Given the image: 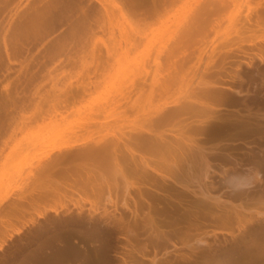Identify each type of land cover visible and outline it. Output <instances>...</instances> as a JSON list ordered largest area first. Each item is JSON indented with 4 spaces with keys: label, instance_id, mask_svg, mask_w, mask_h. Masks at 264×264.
I'll use <instances>...</instances> for the list:
<instances>
[{
    "label": "rangeland",
    "instance_id": "rangeland-1",
    "mask_svg": "<svg viewBox=\"0 0 264 264\" xmlns=\"http://www.w3.org/2000/svg\"><path fill=\"white\" fill-rule=\"evenodd\" d=\"M152 1L0 0V264H52L54 261L55 264L67 261L68 264H84L66 254L63 240L70 244L76 241L73 244L75 247L82 243L91 250L97 247L103 249L97 255L91 251L89 260L93 264H103L105 260L104 264H153L154 261L155 264H235V260L243 261L244 258L248 261L244 260V264H264V216L255 218V222L246 224L243 230L238 229L235 221L231 228L221 229L213 221L218 212L211 209V214V210L205 211V206L200 204V215L205 211L203 220L200 219L203 224L198 226L199 230L191 227L193 231L188 226L190 232L186 233H191L189 237L183 233L184 227L187 222L194 223L196 219L192 216L187 220L188 213L185 215L183 212L189 208L185 205L191 200L192 205L189 203L191 206H186L192 207L196 199L193 197L192 200L187 194V198L185 194L178 195L181 205L173 198L175 208L170 206L171 200L163 201L165 199L159 197L160 201L148 205L149 209L146 202L150 200L146 197L148 193H154L142 189L145 200L141 199L144 208L141 207L142 214L140 208L142 216L138 214L139 217L145 219L148 213L153 216L152 207V210H165L161 219L155 217L156 222L173 223L179 217L176 221L178 225L162 227L164 233L159 235L160 238L155 237L153 226L147 229V220L145 225L143 218L142 221L141 218L133 220L135 218H131L130 213L122 212L118 206L120 202L111 201L110 204L106 201L105 194L99 198L103 201L98 203V199L90 195L83 197L69 189L72 195L67 192L63 197L55 195L45 201H31L35 203L32 206L27 203L30 202V195L45 190L50 177L52 180L58 178L53 175L48 179L46 174L41 173L49 163L51 165V161L59 160L58 156L71 153V149L79 151L83 147L90 148L95 142L104 144L112 138L136 132L145 126L147 120L158 117L164 105L173 108L188 100L192 89L223 92L219 99L227 96L224 98L226 103L223 98L220 100L222 103L219 99L213 103L218 110L215 111L218 115L214 112V116L223 114L226 119L224 116L220 118L230 122L234 117L242 116L243 119L253 113L256 120L251 122V115L250 122L258 127L260 124V134L264 135V131L261 132L264 129V0H155L154 4ZM108 14H111L110 17ZM188 32V37L184 39ZM83 88L86 89L84 92ZM234 90L236 94L241 92L236 97L242 96L237 98V105L230 99L232 95L235 98ZM77 93L79 96L86 93V96L77 97V101L67 99ZM242 98L246 101L242 102ZM65 99L67 103H64ZM228 114L233 118L229 116V120ZM259 119L263 123L257 121ZM188 120L182 121L183 125ZM246 120H249L248 117ZM208 123L211 124L209 119ZM213 124L210 126L214 127ZM166 128L153 131L155 134L164 131V134H169L170 130H167L171 127ZM236 136H231L234 141L231 138L219 141L220 147L229 146L228 149H232L230 152L235 151L234 156L241 158L252 149L254 152L264 151V143L263 146L257 144L255 135ZM68 146L71 147L67 150ZM233 146L237 147L234 149ZM236 148L240 149V156ZM54 167L57 169L56 165ZM146 179L142 180L144 185L146 181L145 186L153 185V181L147 182ZM259 186L261 189L257 190L264 193V186ZM33 188L37 190L33 192ZM263 193V196L260 191L254 195H261L264 199ZM182 198L184 201H181ZM176 207L184 210H180L184 217H180V211L176 213ZM256 211L264 214L262 208ZM250 216L256 214L253 212ZM120 217L123 219L120 220ZM181 218L184 221L179 222ZM136 223L137 229L134 228ZM141 223L143 229L140 228ZM129 225L132 231H137L131 233L127 229ZM85 227L89 230L86 231ZM171 229L173 232L176 230V235L177 232L184 234H181L182 239L186 235L185 241L181 240L179 233L180 238L174 237ZM126 234H132L136 239L131 235L132 241L129 238L125 240L128 237ZM66 237L70 242L65 240ZM161 238H164L163 241H160ZM83 242H86L85 245ZM233 244L238 245L235 247ZM256 244L257 247L262 245V249L258 248L262 253L257 249L258 254L253 252L252 256L250 251L256 250ZM61 254L64 257L62 255L61 258ZM248 259L252 261L249 263Z\"/></svg>",
    "mask_w": 264,
    "mask_h": 264
},
{
    "label": "bare ground",
    "instance_id": "bare-ground-1",
    "mask_svg": "<svg viewBox=\"0 0 264 264\" xmlns=\"http://www.w3.org/2000/svg\"><path fill=\"white\" fill-rule=\"evenodd\" d=\"M154 1H152V3ZM109 15H111V14H108V17H110ZM190 28H193V27L191 26ZM189 32H191V31H189ZM189 32L185 35L184 39L186 38V36L188 37ZM179 44H181V43L179 42ZM182 46H184V45L182 44ZM135 74H136V72L134 73V75ZM239 85H241V84H239ZM238 87L241 88L240 86H238ZM84 89L85 88L82 89L83 92L86 90V89L85 90ZM232 92H234L236 99L234 98V95L230 96V97L234 98V99L230 98L231 100H234V103L232 101H231V103L237 105L239 103V100H237V98H239L241 95L240 96L238 95L237 97H236V95L239 93L241 94V92L239 91V93L237 92V94H236L235 90ZM222 93L217 91V90L192 89L189 92L188 100H186L184 103H181L175 107L173 106V108H170V105H164L163 108L160 109L158 117L151 118L150 120H147L145 126L139 128L136 132L133 131L134 133L131 132L127 136H123V137L121 136L120 138H115V139L112 138V140H109L107 142L105 141L106 143L103 142L104 144H99V143L95 142V144H93V146H90V148L89 147H87V148L83 147V149H81V150L79 149V151H77V150L74 151V149L73 150L71 149V151H69L71 153L68 154L66 152L63 155L61 154V156H63V157L58 156L57 158H60V159L57 161L54 160L55 159L54 158L53 159L54 161H51L52 162L51 165L48 162L49 164L47 163L48 164L46 166L47 168H43L44 170L42 169L43 171L41 173L46 174V176H47L46 178H48L49 176H52V178H53V175H54L55 177H58V178L61 177L62 180L60 179L61 181L57 182L55 180H57L58 178H56V179L54 178L55 180H52L51 177H50V179L48 178L49 179L48 181L50 183L48 184V182H47V186L45 187L46 191L42 190L43 191L42 192V191L38 190V192L35 193L33 196L30 195L29 196L30 202H27V203L28 204L30 203L29 205L32 206V203H34V202H31V201H37V200L39 202L45 201V200H48L49 198L52 199V197L53 196L55 197V195L56 196L65 195V194H67V192L68 193L71 192V195L73 193L79 192L80 194H78V195L81 196V194H82L83 197H84V195H86V197L87 196L89 197V195H90V197H93L94 199H98V203H99V200H100L99 198L103 197L105 194V197L107 196L106 201H108V202L110 201V204H111V201L116 202V204H118V202H120V205H118V206H120L122 208L123 213L127 211L128 213H130V216H132L131 218H135L133 220H137V219L140 220L141 217H139L138 214H139L140 208L141 207L144 208V204H143V202H141V199L142 200L144 199L143 194L145 193L144 191H143L144 193L142 192V189H146V190H149L151 193H154V194H150V195L148 193V195L146 197V198H148V200H150V201L146 202L147 208H149V209H150V207H148V205L155 203V201H160V200H158L159 197H161L162 200L165 199L163 201H166V199L171 200V202H170L171 205L168 201L167 202L172 207V205H173L172 200L177 199V203L179 202V204H180L182 202L178 201V197H180L178 195L182 196L183 194H185V197H186V194H187V197H192V200H193V197H194V199H196L195 200L196 204L194 203L195 205L190 207L192 205V203H190L192 201L190 200L186 205H188L189 203L191 205L190 204H189L190 206L185 205V207H189L185 211L183 210L184 209L183 208L184 203L182 204L183 205L182 207L180 206L183 209L178 208L179 204L178 205L176 204V206H178L175 209L176 213H179L178 211L183 210L184 212L183 211L182 212L185 213V215H186V213H188L190 215L188 217V214H187V216H186L187 220H189L188 218H190L192 216H194V219H196V220L195 221L193 220L194 223H191V221H189L190 224H187L188 222L187 223L185 222L186 227H184V229H185V231L183 232L184 234H188V236L191 234V233L190 234L186 233V232H190V230H188V226L190 228L193 227V229L198 228L197 230H199L200 227H198V226L200 224H203V222L200 221V219L203 220V218H204L203 212L209 211L211 209H215L218 212V214H216L217 213L216 211H215L216 213L214 212V214L217 215V216H214V219H215V217H217V218H216V220H213V219L212 220L216 223V226H218L219 228H221V229L229 228L231 226V224L233 225V222L235 221L237 223L236 225H238L237 226L238 229L242 228V230H243L244 229L243 227H245L246 224H247V226L249 224H253L255 222V220L257 219V217L264 216V214L256 211V209H258V210L261 208L264 209V199L262 197L263 191L261 193V190H257V188L259 189L261 187V186L258 187V185L262 184V186H264V184H263L264 174H262L264 172V171H262V170H264V166H263L264 165V154L262 152H264V151L260 152V150H259L260 148H259V149H257V150H259L258 152H254V149H252V151L250 153H247V155L245 152L246 156H243V158L235 157L234 156L235 154H233V152L235 153V151L230 152V151H232V149L231 150L228 149L229 146L228 147L224 146L226 143L225 144L223 143L224 145H221L224 147H220L219 141H222L223 139H227V141H228V139L230 140V138L232 141H234L235 138H232L231 137L232 135H233V137L235 135H237L236 137H238V138L240 135L243 136V138H244V136L249 137V136L255 135L254 138L257 139L256 143L258 142L257 144L262 145L264 143V138H263L264 135L262 136L260 134V130H259L261 128L260 124H259V127H260L259 128L258 125H255V124L253 125L251 123L252 120L253 121L256 120V118L254 119V116L252 115L253 113L246 116V118L248 117L249 120H246L245 116H244V118H245V120H244V118L242 119V116H240L241 118L240 117H234L233 118V116H230L228 114V115H226L227 118L230 116L234 119L233 120L231 118L232 120L230 122H228V121L224 120V119H226V117L222 113H220V114H222V116H220V115L219 116L222 118L224 116V119L218 117L217 116L218 114L215 112L217 110V108L214 107V104L221 96H223ZM80 94H82V93H80ZM83 94H82V96L81 95L79 96L78 93H77L78 96L76 94H73V95L71 94L69 97H67V99L77 101L76 98L77 97L83 98L84 97ZM226 94H228V93H226ZM230 94H232V93H229L228 95H230ZM225 97H227V96H225ZM225 97H222L223 99L221 98L223 100V102H224ZM67 99H65V101ZM199 99H202V101ZM221 99H219V101ZM227 99H229V97ZM227 99H225V100H227ZM241 100H243V98ZM241 100H240V102H241ZM244 100L242 102H244ZM67 101L66 102L63 101V102L67 103ZM219 103H222V102L220 101ZM224 103H226V102H224ZM233 104H231V106ZM224 105L226 106V104H224ZM236 105L235 106L233 105V107H236ZM240 105H243V104L240 103ZM231 106L229 105V107H231ZM251 110H250V112H251ZM214 112L217 114L216 115L217 117L214 116V114H215ZM231 114H232V112H231ZM251 115H252L253 119H251V122H250ZM212 116H214V117H212ZM184 118H187L189 120L191 118V120H193V121L189 122V120H188L187 121L188 123L186 122L187 124L183 125L182 121L187 120V119L184 120ZM201 118H202V120H201ZM208 119H209L210 123H211V120L214 121L213 122L214 124L211 123V124L215 125L214 127L210 126L211 124L210 125L206 124V123H208ZM228 119L230 120V118H228ZM205 121H206V123H205ZM257 121L262 122L260 119ZM181 122H182V124H181ZM257 124H258V122H257ZM192 125H194V126H192ZM209 126H210V129H209ZM262 126H264V125H262ZM163 127H165V128L171 127L172 130H171V128L167 130V131L170 130L169 134H167L168 132H166V134H164L165 131L162 132L163 135H162V133L159 134L158 131H157L158 132L157 134L154 133V131H153L154 129L157 128V130H158V128L161 129ZM257 130H259V131H257ZM262 131H264V129L261 130V132ZM232 132H234L235 134H232ZM243 138H242V140H243ZM252 140H253V138H252ZM244 141L242 143H244ZM97 142H98V140H97ZM216 142H217V144H216ZM254 142L255 141H253V142L251 141V143H254ZM210 143H214V145L211 144V146H208L207 144H210ZM255 144H252V145H255ZM226 145H230V144H226ZM238 146H241V145L239 144ZM70 147L71 146H68V147H66V149L68 150V149H70ZM234 147H237V146H233V148ZM131 148H133V150ZM230 148H231V146H230ZM248 148L251 149V147H248ZM238 150H240V149H237L236 151L238 152ZM72 151H74V152H72ZM135 152H136V154H135ZM247 152H249V151H247ZM238 153H237V155H238ZM239 156H240V153H239ZM86 161H88V163L89 162L90 163L86 164L85 163ZM74 162H75V164H73ZM63 163H65V165H67L69 167L64 166V165L62 166ZM68 163H69V165H68ZM59 164L62 166L61 168L58 167V166H60ZM70 164L73 166H71ZM55 165L57 166V169L54 167ZM144 175L146 178H148V180L146 179L147 182H149V180L153 181V185H150L152 188H150V186L149 187L145 186V185H147L146 181H145V185L143 184L144 181L142 182V180L145 179V177H143ZM132 180H134V181H132ZM50 186H52V187H50ZM69 189H72L76 192L73 191V193H72V191ZM34 190L36 191L37 189L33 188V192H35ZM263 190H264V187H263ZM65 191H66V193H65ZM160 191L167 193L168 195L162 194ZM259 191H260V194L262 196L258 195V194L254 195L256 192H259ZM213 193H215L216 195H214ZM255 196H258V198L255 199L256 198ZM184 198H182L181 201H184ZM189 199H191V198H188V200ZM113 202H112V204H114ZM173 202H175V201H173ZM233 202H235V203L238 202V203L234 204ZM94 203H95V200H94ZM185 203H186V201H185ZM165 204H166V202H165ZM200 204H201V206L202 205L205 206V211H203L201 213V215L199 213L200 210L198 211V208H199L198 205L200 206ZM170 206H168V207L170 208ZM173 207L175 208V204L173 205ZM152 208H151V213L153 212V216H151L148 213V217L146 216L147 218H145V219L143 217L142 218L144 219L143 223L145 220H147L146 223L149 225V227L147 229L150 230V227L153 226L152 228L155 229L153 231H156L155 233L157 235L155 237H158L160 234L164 233L161 230L163 226L167 227V226H171L172 224L178 225L177 219L179 217L177 219L175 218L177 222L173 220V223L170 222L167 224L166 223L162 224V223L156 222L157 218L158 219L162 218V214H165V213H163L165 210L162 211L160 208L159 209L155 208L152 210ZM177 208L179 210H177ZM142 210L143 209L141 208L140 212ZM117 211H118V209H117ZM119 212H120V214H122L121 211H119ZM149 212H150V210H149ZM210 212H212L211 214H213L212 210ZM253 212L256 214V216H254V217L250 216ZM183 213L181 214L180 217H182V216L184 217ZM206 213H208V212H206ZM206 213H205V215H206ZM141 214H142V212H141ZM195 215H197V216H195ZM39 216H41V214L37 215V217H39ZM140 216H142V215H140ZM89 217H87V218H89ZM101 217H104V216H101ZM128 217H129V215H128ZM155 217H157V218H155ZM211 217L213 218V215H211ZM142 218H141V221H142ZM95 219H94V221H95ZM101 219L103 220L104 218H101ZM122 219L123 218H121L120 220H122ZM91 220H92V218H91ZM123 221H121L122 224H123ZM138 221H135V222H138ZM181 221H184V218H183V220L181 218V220L179 222H181ZM89 222H90L89 225L92 226L91 221H89ZM174 222H176V223H174ZM214 222H213V224H214ZM235 222H234V224H235ZM72 223H74V222H71V224ZM103 223H105V222H103ZM127 223H125V224H127ZM138 223H136L134 225V228L136 226H138ZM146 223H144V225ZM115 224H117V223H115ZM83 225H85V224H83ZM139 225H142V223ZM144 225H142V227H140V228L143 229ZM259 225L261 226V224H259ZM214 226H215V224H214ZM87 227L89 228V226H87ZM96 227H97V225H96ZM113 227H115V226L113 225ZM129 227H130V225H129ZM146 227L147 226H145V228ZM85 228H84V230H85ZM88 228H86V231ZM116 228L117 227H115V229ZM137 228H139V227H136V229ZM170 228H172V226ZM186 228H187V230H186ZM251 228H253V227H251ZM127 229H129V231H130L131 227L127 228ZM132 229H133V227H132ZM136 229H134V230L137 231ZM193 229H192V231H193ZM110 230H111V228H110ZM113 230H114V228H112V232L114 233ZM106 231H107V229H106ZM125 231H126V229H125ZM129 231L128 232L126 231V232L129 234ZM133 231L131 233H133ZM247 231H249V230H247ZM252 231H254V230H252ZM79 232H78V234H79ZM112 232L110 231V233H112ZM171 232H173L172 229H171ZM175 232H176V230H174V232H173L175 235L174 237L178 236V233H179V232H177V235H176ZM262 232L264 233V230ZM105 234L108 235L107 232ZM105 234H103V235L106 236ZM181 234H180V236H181ZM184 234H182V235H184ZM131 235L128 236L126 234V236H128V237H125V240H127V238H129L131 240V238H132V237L130 238ZM249 235H250V233H249ZM257 235L255 237H258ZM109 236H111V235L109 234ZM132 236H134V235H132ZM192 236H193V234H192ZM239 236H241V235H239ZM243 236H244V234H243ZM60 237H62V235ZM160 237L161 236H159V238ZM183 237L184 238L182 239V236H181V240L185 241L184 239H186L185 237H187V236L185 235ZM235 237H237V235ZM83 238H81V240ZM178 238H180V237L178 236ZM241 238H242V236H241ZM63 239L64 238L62 237V240ZM66 239H67V237L65 238V240ZM129 239H128V242H129ZM135 239H136V237H135ZM162 239H164V238H161L160 241H163ZM67 240L69 241L70 239H67ZM83 240H85V238ZM242 240H243V238H242ZM263 240L264 239L262 238V241ZM93 241H94V239H93ZM238 241L240 242V239ZM75 242L71 243L72 244L71 245L70 243H66L63 240L62 243H64V247H65V248L63 247L64 248L63 250L66 252V254L72 256L77 261H80V262L82 261V263H84V264H93L92 260H89L91 258L90 257L91 251L95 252L96 255L98 253H100V251H103V249L100 250V247H97L94 249L92 248V250H91V248L89 249L85 246H82V243L79 244L81 246L75 247L74 246L76 244ZM87 242H89V241H87ZM197 242H201V241H197ZM252 242H251V245H252ZM85 243H84V245H85ZM239 244L241 246V243H239ZM237 245L238 244H236V246ZM263 245H264V243H263ZM93 246L91 245V247H93ZM260 246H262V245H260ZM260 246L257 247V244H256V248H255L256 250H254V251H252V249L250 248V247H253V249H254V246H250L249 248L251 249V251H250V249H249V251L252 253H250V252H247V253H250L252 256L255 253L258 254L256 251L258 248H260ZM237 249H239V248H237ZM260 249H262V248H260ZM64 251H63V253L65 254ZM245 252L246 251H244V253ZM253 252H255V253L253 254ZM262 252L264 253V249ZM262 252H260V250H259L260 254ZM95 253H94V255H95ZM54 254H56V253H54ZM54 254H53V256H54ZM246 254H243V256ZM260 254H259V256H260ZM62 255L63 254H61V258H62ZM58 256H56V257H58ZM243 256L241 258V255H239V257L241 259H243ZM250 256H248V257L250 258ZM259 256H257V257H259ZM262 256H263V254H262ZM63 257H64V255H63ZM106 257H107V254H106ZM106 257H105V259H106ZM240 258H238V259H240ZM262 258H264V257H262ZM103 259H101V261ZM256 259H255V261H256ZM107 260L109 261V259H107ZM244 260H246V258H244L243 261L235 260V262H234V260H233V262L235 264L237 262L238 263L241 262L242 264H244L243 263ZM250 260H249V263H250ZM105 261H104V263H105ZM255 261L253 259V262H255ZM51 262H53V261H51ZM67 262H65L64 264H68ZM154 262L156 263V261H154ZM245 262L248 263L247 260ZM107 263L108 262H106V264ZM110 263L111 262H109L108 264H110ZM137 263H138V261H137ZM149 263H153V262H149ZM155 263H153V264H155Z\"/></svg>",
    "mask_w": 264,
    "mask_h": 264
}]
</instances>
